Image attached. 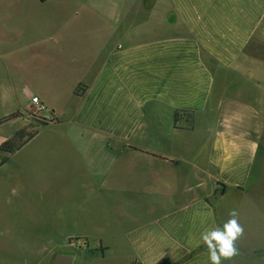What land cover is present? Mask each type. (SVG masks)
<instances>
[{"label":"crops","instance_id":"obj_1","mask_svg":"<svg viewBox=\"0 0 264 264\" xmlns=\"http://www.w3.org/2000/svg\"><path fill=\"white\" fill-rule=\"evenodd\" d=\"M123 4L68 114L0 149V264H51L67 233L118 249L108 264H211L218 203L264 193V0ZM235 246L221 264H264Z\"/></svg>","mask_w":264,"mask_h":264},{"label":"rangeland","instance_id":"obj_2","mask_svg":"<svg viewBox=\"0 0 264 264\" xmlns=\"http://www.w3.org/2000/svg\"><path fill=\"white\" fill-rule=\"evenodd\" d=\"M124 1L0 0V136L8 135L15 127L36 131V135L46 125L37 119L39 115L50 119L52 111L58 118L68 114L73 105L72 90L80 82L90 80L96 71L97 49L105 50L113 44L116 25L112 19L120 15ZM34 94L47 101V111H40L33 103ZM16 112L22 116L14 117ZM13 119L14 122L4 123ZM33 137H26L21 146ZM150 139L154 140L148 136V143ZM14 186L18 191L43 192L42 184ZM249 191L264 192V184ZM232 193L218 203V216L225 224L234 210L244 229L235 243H251L258 246L256 249H263L264 193H258L255 199L251 196V200ZM76 236L67 233V245L59 248L60 252L73 254L72 264H90L92 256L87 255L93 251L99 255L93 259L96 263L108 264V257L119 252L107 251L103 258L106 249H97L96 241L88 245Z\"/></svg>","mask_w":264,"mask_h":264},{"label":"clouds","instance_id":"obj_3","mask_svg":"<svg viewBox=\"0 0 264 264\" xmlns=\"http://www.w3.org/2000/svg\"><path fill=\"white\" fill-rule=\"evenodd\" d=\"M230 219L222 228L217 227L202 234V240L209 250L211 264H221L223 260H231L238 255L235 242L243 236V226L238 222V214L233 210Z\"/></svg>","mask_w":264,"mask_h":264},{"label":"trees","instance_id":"obj_4","mask_svg":"<svg viewBox=\"0 0 264 264\" xmlns=\"http://www.w3.org/2000/svg\"><path fill=\"white\" fill-rule=\"evenodd\" d=\"M22 116V114L20 112H16L14 113V117H20ZM42 115L38 116V120L41 123L47 124L50 121H56V118H51V119H47L45 117H41ZM176 120H178L179 118V113H176ZM10 119V118H8ZM7 120V119H5ZM27 127V126H26ZM36 131H31L28 129H19L15 135L9 139H7L6 141H4L1 145H0V149L2 151L8 152V153H13L16 149H18L27 139L33 137L35 135ZM27 137V139H26ZM3 160H6V158H4Z\"/></svg>","mask_w":264,"mask_h":264},{"label":"water","instance_id":"obj_5","mask_svg":"<svg viewBox=\"0 0 264 264\" xmlns=\"http://www.w3.org/2000/svg\"><path fill=\"white\" fill-rule=\"evenodd\" d=\"M73 259V254L58 252L53 257V264H72Z\"/></svg>","mask_w":264,"mask_h":264},{"label":"built area","instance_id":"obj_6","mask_svg":"<svg viewBox=\"0 0 264 264\" xmlns=\"http://www.w3.org/2000/svg\"><path fill=\"white\" fill-rule=\"evenodd\" d=\"M32 101H33V103L35 105H37V107L39 108L40 111L45 110L46 107H45L44 103L41 101V99L38 96H34L32 98Z\"/></svg>","mask_w":264,"mask_h":264},{"label":"flooded vegetation","instance_id":"obj_7","mask_svg":"<svg viewBox=\"0 0 264 264\" xmlns=\"http://www.w3.org/2000/svg\"><path fill=\"white\" fill-rule=\"evenodd\" d=\"M42 1H45V0H42Z\"/></svg>","mask_w":264,"mask_h":264}]
</instances>
